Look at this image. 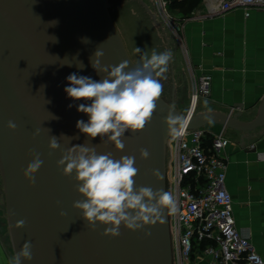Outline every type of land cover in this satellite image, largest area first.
Wrapping results in <instances>:
<instances>
[{
    "label": "water",
    "instance_id": "water-1",
    "mask_svg": "<svg viewBox=\"0 0 264 264\" xmlns=\"http://www.w3.org/2000/svg\"><path fill=\"white\" fill-rule=\"evenodd\" d=\"M52 21L57 23L51 25ZM97 48L104 52L101 67L123 61L135 66L107 0H0V175L15 254L24 242L32 243V260L21 264H172L170 213L165 212L163 222L141 230L121 225L119 236H105L107 226L97 223L93 228L73 207L84 199L76 191L75 173L64 176L57 167L62 150L86 143L95 145L98 154L111 152L116 159L135 156V186L167 191L166 148L173 133L165 118L169 113L180 117L178 129L186 119L163 97L145 129L125 132L122 151L106 137L104 142L100 137L87 141L76 127L78 120H88L77 111L78 105L90 101L69 98L66 78L76 73L101 80L105 74L98 73L90 60ZM9 120L17 125L14 131L7 127ZM212 124L251 132L264 126V104L258 119L249 124L220 113L197 114L189 122L191 129ZM51 136L58 137L60 149L49 148ZM141 149L149 151L148 159L140 158ZM33 154H39L43 164L30 185L23 173ZM154 169L162 181L152 175ZM19 220L25 226L17 229Z\"/></svg>",
    "mask_w": 264,
    "mask_h": 264
},
{
    "label": "clouds",
    "instance_id": "clouds-1",
    "mask_svg": "<svg viewBox=\"0 0 264 264\" xmlns=\"http://www.w3.org/2000/svg\"><path fill=\"white\" fill-rule=\"evenodd\" d=\"M56 23L50 22L51 25ZM85 41H88L87 38H84ZM136 52L141 53L142 50L137 47ZM93 56L90 58L92 67L98 73H104V77L96 81L72 73L66 78L69 86L64 91L73 100L90 101L79 104L77 108V111L88 116L87 122L78 120L76 123L77 129L88 138L87 141L100 137L104 142L106 137L107 142L122 151L125 132L141 131L150 122L163 93V85L158 77L167 71L171 54L153 50L150 56L143 54L141 62L133 67H129L128 61L118 66L101 67L100 58L104 52L99 48ZM165 123L170 132L179 134L176 125L182 123L180 117L169 113ZM7 127L14 131L17 125L9 120ZM60 147L58 137L51 136L49 148L55 151ZM149 156L147 149L140 150L141 159L146 160ZM135 161V156L125 155L116 159L111 152L98 154L95 145L89 147L86 143L62 150V157L57 161V167L62 168L64 176L75 173L76 191L84 198L75 201L73 207L81 211L82 219L93 228L97 223L107 226L103 232L105 236H119L121 225L131 231L141 230L158 220L163 222L165 212L176 211V200L170 191L135 186L138 174ZM42 164L39 154H33L23 173L30 185L34 184V176ZM152 175L157 180H163L158 169H154ZM64 214L60 213L61 216ZM24 226V220L17 221L15 225L17 229ZM145 235L150 233L145 232ZM32 258V243L26 241L10 264H21L22 260L30 261Z\"/></svg>",
    "mask_w": 264,
    "mask_h": 264
},
{
    "label": "crops",
    "instance_id": "crops-1",
    "mask_svg": "<svg viewBox=\"0 0 264 264\" xmlns=\"http://www.w3.org/2000/svg\"><path fill=\"white\" fill-rule=\"evenodd\" d=\"M220 2L204 0L183 21V36L196 75L212 78L211 97L201 100L198 114L220 113L241 123H253L264 104V12L253 11L248 18L243 10L221 14ZM138 7L141 10L133 11L135 21H140L144 11L140 3ZM138 27V47L150 56L151 49L160 48V32L149 17L145 26ZM136 48L132 49L139 59L143 54ZM174 59L179 75H184L181 55L176 53ZM206 128L213 133L225 130L226 184L234 201L236 227L264 260V126L251 132L216 124ZM14 255L0 175V264H10ZM195 264L207 263L201 260Z\"/></svg>",
    "mask_w": 264,
    "mask_h": 264
},
{
    "label": "built area",
    "instance_id": "built-area-1",
    "mask_svg": "<svg viewBox=\"0 0 264 264\" xmlns=\"http://www.w3.org/2000/svg\"><path fill=\"white\" fill-rule=\"evenodd\" d=\"M152 2L161 26L178 38L195 74L183 36L184 22L171 12L168 0ZM232 10H243L248 18L253 11L264 12V0H221L219 13ZM192 79L194 91L186 122L179 134L173 133L169 144L168 191L176 200V211L170 213L174 264H190L193 256L207 264H264L250 239L236 227L234 201L226 184L225 130L213 133L189 126L199 101L209 99L212 92L210 76L193 75Z\"/></svg>",
    "mask_w": 264,
    "mask_h": 264
},
{
    "label": "rangeland",
    "instance_id": "rangeland-1",
    "mask_svg": "<svg viewBox=\"0 0 264 264\" xmlns=\"http://www.w3.org/2000/svg\"><path fill=\"white\" fill-rule=\"evenodd\" d=\"M109 5L110 15L113 21V24L118 32V35L122 36L121 41L124 45V49L126 50L128 57L132 61L134 65H137L138 62H141V57L138 59L134 56V51L132 48L134 46L138 47V26L146 25V20H151L152 24L159 30L161 35L160 40V48L157 52H165L168 51L171 54V59L169 61L167 71L162 74L161 77H158L160 82L163 85V93L161 97H163L166 102L170 105H173L182 115L186 116L190 110L192 105V96H193V79L192 76L196 78V73L192 74V70L189 68L187 59L184 55L182 47L178 41V38L172 35V33L163 28L161 25V20L159 18L158 12L156 11L155 5L152 0H107ZM138 3H140L144 8H142L143 14L140 21H135L133 17V11H139V7L137 8ZM171 8V7H170ZM141 10V9H140ZM172 10V9H170ZM177 17H181L178 11H171ZM147 15V16H146ZM139 16V15H138ZM138 24V25H137ZM145 35V34H144ZM123 39V40H122ZM124 41V42H123ZM134 44V45H133ZM153 49L150 50V55ZM143 52V51H142ZM147 53V52H144ZM179 53L181 55L184 67V75H179V70L176 69L174 55ZM143 53H140L142 55ZM148 54V53H147ZM195 69V67H194ZM195 72V71H194ZM187 78V79H186ZM203 100V99H202ZM201 100L199 101V103ZM199 106V104H198ZM198 106L196 115L198 114ZM206 130L207 128L204 127ZM222 130V129H221ZM219 130L216 133L221 132ZM173 135V134H172ZM171 135V138H172ZM170 140L168 141L166 148V188L168 191V176H169V160H170ZM228 141V140H227ZM171 223V220H170ZM171 225V224H170ZM170 235H171V227H170ZM172 253V264H174ZM201 259L197 256H193L190 264H195V262H199Z\"/></svg>",
    "mask_w": 264,
    "mask_h": 264
},
{
    "label": "trees",
    "instance_id": "trees-1",
    "mask_svg": "<svg viewBox=\"0 0 264 264\" xmlns=\"http://www.w3.org/2000/svg\"><path fill=\"white\" fill-rule=\"evenodd\" d=\"M171 3V9L173 11H178L181 15L180 20L189 18L194 10L204 1V0H168Z\"/></svg>",
    "mask_w": 264,
    "mask_h": 264
}]
</instances>
